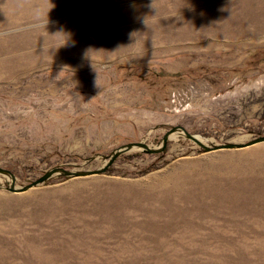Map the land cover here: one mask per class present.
<instances>
[{
	"label": "rangeland",
	"instance_id": "rangeland-1",
	"mask_svg": "<svg viewBox=\"0 0 264 264\" xmlns=\"http://www.w3.org/2000/svg\"><path fill=\"white\" fill-rule=\"evenodd\" d=\"M241 1L0 0V264H264V0ZM54 169L103 172L22 191Z\"/></svg>",
	"mask_w": 264,
	"mask_h": 264
},
{
	"label": "water",
	"instance_id": "water-1",
	"mask_svg": "<svg viewBox=\"0 0 264 264\" xmlns=\"http://www.w3.org/2000/svg\"><path fill=\"white\" fill-rule=\"evenodd\" d=\"M176 131H177V129H174L173 131H171L169 134H167L165 136L164 145L161 149L152 150L151 148H149L148 145H146L144 143L129 144L126 147H123L122 149H120L119 151H117L115 153V155L112 159V163L115 162L117 160V158H119L121 155L128 153L135 148H141V149L145 150V152H147V153L159 154V153L166 150L167 143L170 139V136L173 133H175ZM187 136L189 138L193 139L198 145L202 146L207 151H217V150H223V149H231V148L235 147V145L228 144V145L215 146V147H213V149H210L207 146H205L204 144H202L198 139L194 138L193 136L189 135L188 133H187ZM263 142H264V137H260L258 139H255L250 145H256V144L263 143ZM59 171L63 172L66 177H84V176L99 174V173L103 172V171H98V172H80V171L79 172H71V171H67L64 169H54L53 171L47 173L44 177L40 178L38 181H36V182L32 183L31 185L23 188L22 191L25 192V191L33 188V187L45 184L47 181H49L52 178V176L54 174H56ZM0 174L11 175V173L9 171L4 170L2 168H0ZM11 177L13 178V180H15V177L13 175H11ZM13 190H15V189H13Z\"/></svg>",
	"mask_w": 264,
	"mask_h": 264
},
{
	"label": "bare ground",
	"instance_id": "bare-ground-1",
	"mask_svg": "<svg viewBox=\"0 0 264 264\" xmlns=\"http://www.w3.org/2000/svg\"><path fill=\"white\" fill-rule=\"evenodd\" d=\"M241 3L245 7L251 5V1H248V0L241 1ZM140 9L143 10L144 8H140ZM205 10H206V12H214V9L213 8H206ZM231 13L233 15H235V21H234L235 25H234L233 29L227 28L228 34L232 33V31H233L237 37L239 36L241 38H246V39H249V40H253L254 38H252L251 36H246L245 37L244 36V30H241L237 26V24L240 23V16H238L237 11L235 9H231ZM246 27H249V25H247ZM125 33L128 35V38H127L128 40H134V41L136 40L138 42H141L142 41L140 38H138V40L134 38V32L133 33H131V32H125ZM127 43H129V42H127Z\"/></svg>",
	"mask_w": 264,
	"mask_h": 264
},
{
	"label": "clouds",
	"instance_id": "clouds-1",
	"mask_svg": "<svg viewBox=\"0 0 264 264\" xmlns=\"http://www.w3.org/2000/svg\"><path fill=\"white\" fill-rule=\"evenodd\" d=\"M91 50H88L87 52H86V55H89V52H90Z\"/></svg>",
	"mask_w": 264,
	"mask_h": 264
}]
</instances>
